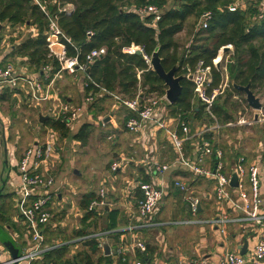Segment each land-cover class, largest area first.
I'll use <instances>...</instances> for the list:
<instances>
[{
  "label": "trees",
  "instance_id": "trees-1",
  "mask_svg": "<svg viewBox=\"0 0 264 264\" xmlns=\"http://www.w3.org/2000/svg\"><path fill=\"white\" fill-rule=\"evenodd\" d=\"M171 1H173L172 6L169 5ZM39 2L40 4L35 0H0L1 25H8L12 28L24 26L35 30L34 35L31 34L20 43H14L7 58L21 59L29 70L39 75L48 65L52 68L51 78L61 69L59 61L51 56L48 43L51 19H55L65 36L71 40V44L63 40L68 58L78 57L79 62L83 63L92 51L107 49L106 55L90 66V73H86V77L109 92L129 99L136 98L141 89L145 94L157 93L159 96L166 94L167 88L164 82L144 59V55L152 57L158 50L164 68L169 71L173 67H178L180 75L184 76L183 94L176 104L168 106L169 117L184 121L189 127L193 122L208 123L207 127L215 123L206 113L205 106L196 101L195 85L186 78L187 71L188 69L195 70L198 63L204 61L205 66L212 68L214 79L212 87L218 88L223 79L213 61L222 48L232 46L234 49L227 64L230 96L242 94L234 85L251 84L253 91L258 87L264 88V0H245L242 8L235 12L229 10L235 0H39ZM67 5L73 7L71 13L63 12ZM149 5L156 6L162 11L161 19L156 23L153 22L154 16L142 17L137 13L138 9ZM42 8H45V11ZM206 12H211L213 15L208 28L200 25V20ZM190 19L196 20L193 28L196 30L197 25L198 30L193 36L192 45L181 53L175 38L186 29V24ZM88 32L93 33L91 38H88ZM2 40L3 38L0 37V43ZM132 47H140L143 54L126 53V50ZM220 60L221 57L218 61ZM12 96L13 93L5 92L0 97V103L10 101ZM107 98L108 96L101 98L93 106L98 109L97 114L103 111L100 107ZM219 99L215 103L214 113L219 125L220 122L224 124V126L220 125L224 129L225 125L231 122L232 116L226 105L228 101L225 105H221L218 102ZM133 115L135 114L127 111L124 118L125 126ZM42 126L59 131L62 137L72 136L63 124L52 118ZM178 129L181 133V127ZM215 132L206 133L204 138L213 144L215 150L223 151L217 142ZM195 133V129L191 131V134ZM91 134L92 125L86 124L73 135V139L87 143ZM188 143V146L194 145L196 140L193 139ZM235 147L237 149H233L234 153L223 151L226 161L227 159L233 160L234 154L238 157L246 156L245 153H240L238 146ZM194 153L195 147L193 146L191 157ZM214 164V161L208 163L210 167H214ZM192 176L194 177L193 174ZM194 180L199 182L205 179L194 177ZM209 182L215 185L214 180ZM194 184L192 182L189 185L193 187ZM208 193L210 192L203 193L201 199L205 200L204 195ZM95 198L94 193L83 196L80 201L81 209L87 211ZM1 212L0 231L10 237L4 225L9 219L5 217L3 208ZM117 214L118 212L115 211L109 216L113 219ZM96 216V213H85L83 223ZM14 227L15 225L11 223L7 225V228L14 229ZM115 228V224L110 226L112 230ZM83 231L82 228L79 234H84ZM14 244L22 255V248L15 241ZM68 248L69 246H60L46 252L42 260H36L31 264H93L92 255L97 252L98 244L95 241L92 242L91 253L82 251L71 260L66 259ZM147 258L146 255L140 256L142 261H148Z\"/></svg>",
  "mask_w": 264,
  "mask_h": 264
},
{
  "label": "built area",
  "instance_id": "built-area-1",
  "mask_svg": "<svg viewBox=\"0 0 264 264\" xmlns=\"http://www.w3.org/2000/svg\"><path fill=\"white\" fill-rule=\"evenodd\" d=\"M40 4L39 0H35ZM245 0H235L230 5L229 10L232 12L242 8ZM45 11V8H42ZM73 7L68 5L63 12L71 13ZM142 17L154 16L153 22L156 23L161 19V10L156 6H145L137 10ZM213 15L206 12L201 20L200 25L208 28L209 22ZM88 38L93 36L88 32ZM63 40L71 44V40L65 36L59 28L55 19H51L49 30V50L51 56L57 59L61 69L56 75L67 73L73 76L77 73L86 75L90 66L97 60L101 59L107 53L106 48L92 51L86 56L85 62L80 63L77 58H68ZM140 47H132L126 50V53L134 54ZM143 54V50H142ZM151 58L144 55V59L151 67ZM214 62H218L214 60ZM213 62V63H214ZM216 63H214V66ZM51 66L43 68L41 75L35 77H24L17 73L14 65L7 60L6 55L0 51V86L11 89L12 92L26 97L27 100L35 103L36 106L44 105L48 102L54 103L56 121L63 124L67 129L72 130L82 117L92 110L93 106L104 96H108L116 101L119 107L135 114L130 117L126 123V129L132 134H142L148 130H156L165 133L176 151L177 158L173 164L174 168L180 166L189 171L195 178H204L214 180L215 186L213 192L204 195L205 200L212 201L215 206V214L211 219L204 221L209 226H215L214 230L221 238H228L230 228L239 227L243 230L251 231L254 234L252 238L255 246L251 257L240 254V247L244 243L240 242L238 252L228 251L219 259L216 264H264V187L261 175V165L259 161L251 162L246 156H236L234 154L233 165L225 160V154L221 149L215 150L213 144L205 140L204 135L209 132L218 131L222 127L214 113L216 101L221 97L226 88H229V76L227 68L221 71L222 84L218 88H213L212 68L205 66L204 61H200L195 70L188 69L186 78L194 85V94L197 101L205 106L208 116L214 121L211 127H204L200 132L191 134L190 128L184 121H178L169 117L170 103L164 96H155V94H145L140 90L134 99L109 92L101 85L92 81L89 77L85 83L87 89L85 104L79 107L65 101H61L58 95L53 94L52 87L47 81L50 78ZM45 78L43 80L42 78ZM225 81V82H224ZM224 83V84H223ZM90 88V90H88ZM262 103V102H261ZM264 106L260 113L263 112ZM90 116V115H89ZM176 122V128L173 123ZM248 124L242 120L238 125ZM181 127V133L179 132ZM225 127H233V124H226ZM155 136V134H154ZM154 137V141H156ZM196 140L195 153L193 157L185 151V144L188 141ZM55 149L50 140L42 143L32 144L24 153L22 159L17 164L18 183L13 182L16 194V207L26 227L28 235L31 236V250L28 254L22 255V261H28L30 264L48 250L44 247V237L42 231L54 220V205L59 197L56 189V178L53 172L58 163ZM214 161V167L208 165ZM125 162L126 167L130 163L127 159L120 162H114L110 166V171L117 174ZM251 162V163H250ZM147 176L150 180L147 182H138L137 190L140 191V199L137 202V219L138 222L131 230L152 229L157 227L153 222V217L165 199L166 189L155 182L158 176L168 173L173 166L162 164L153 159L144 162ZM237 175L238 185L232 186L233 175ZM136 184V183H135ZM175 188L182 192L189 204L190 213L193 217L199 214L201 198L195 195L188 182L184 180L175 181ZM107 207L106 190L102 189L94 200L90 203L88 213H100ZM113 231H105L94 235H88L81 238L80 241H95L98 248L104 249V239L112 234ZM116 249L115 255L125 260L128 256V247L123 244ZM129 248L141 253L147 252L144 243L136 241ZM1 255V251H0ZM6 264V263H0ZM7 264H13L9 262ZM53 264V263H48ZM133 264H150L142 260H135ZM191 264H215L206 258L193 260Z\"/></svg>",
  "mask_w": 264,
  "mask_h": 264
},
{
  "label": "crops",
  "instance_id": "crops-1",
  "mask_svg": "<svg viewBox=\"0 0 264 264\" xmlns=\"http://www.w3.org/2000/svg\"><path fill=\"white\" fill-rule=\"evenodd\" d=\"M175 39L177 42V36ZM7 56L8 55H6V57ZM16 60L21 63L20 72L24 74L26 73L30 74L31 72H33L23 64V61L21 59L14 58L15 62ZM84 76L86 79L85 80L86 83L87 77L86 75ZM55 78L56 76H54L53 78H51L50 76L49 80L47 81V83H50V86L52 87L53 90L55 89ZM42 79L45 80L44 77ZM5 92L7 94L13 93L11 100L19 96L23 97V95L20 94L16 95V93L12 92L11 89L7 87L0 86V97L3 96ZM85 92H86V87L81 91L80 94L82 95L81 105L85 104L84 101L86 97ZM67 101L71 104H74V102H72L73 101L72 99H69ZM106 102H110L111 104L109 107L110 114L108 115L101 114L100 116L98 115L97 117H95V114L91 112L92 115L89 116L87 114L84 117H82L80 121L77 123V125L74 127V129L72 130L68 129L70 133L74 135L82 128L83 125L86 124L92 125V131H93V124H95L98 128L99 127L105 128L104 130H109L111 128L110 131H112V133L114 134L115 133L117 134L120 130V127L118 123L116 124V118L118 115L123 114V119L122 121L120 120L119 123L121 122V125L125 127L124 118L127 115V110L122 107H119L116 101L110 97L106 99ZM103 104H101V106H103ZM44 105H46V108H48V110L46 111L45 115L42 113L40 115L47 116L46 114H48L49 119L52 118L53 120L56 121L54 111L52 112V110L55 109L52 103L51 105L49 103H46ZM44 105H40L39 107L38 106L37 107L42 108ZM109 117L110 120H106ZM200 124H201L200 127L195 129V132H200L201 129L203 130L204 127L208 126V123H203V124L200 123ZM42 125L43 124H41V126ZM173 125L176 126V122L173 123ZM43 127L48 132V134L46 132L47 136L45 135V138L42 141H35L33 144H36L38 142L42 143L44 141L50 140V135H49L50 132L57 133L59 139L68 138V137H62L59 131L52 129L51 127H47V126H43ZM189 128L191 129V127ZM191 131L193 130L191 129ZM127 133L130 135L132 134L128 131ZM152 134L154 135V133H152L151 130H148L145 133L138 135L134 134L137 136L136 140L134 141L135 142L134 145L139 144V147L142 148L146 153L139 160H135V161L133 159L128 160L130 163L128 164L125 175H123L119 171L116 174L117 177H115L114 174H112V172L110 171V166H109L108 171L103 173V178H101L100 180L99 190L94 191L89 189L84 193L83 196L94 193L95 196L98 197L102 189L106 190L107 207L103 211H100V213H97V216L95 218L89 219L87 222L83 223V218L85 216V213H87V211H83L80 207V201L82 200L83 198L82 197L79 201L77 216H75L76 225L70 227L69 224L66 223V218H65L68 216L67 215L68 209L67 211H65L66 209L60 210V207L61 208L63 207L61 204H59V201H63L64 199L62 197V194L59 193V197L55 201V205L53 208L54 220L50 225L45 227L42 231V235L44 237V247L48 249L46 252L52 251L60 246H69L66 259L71 260L72 258H75L77 254H79L82 251L90 252L91 243L94 241L92 240L80 241L81 238H84L88 235L103 233L105 231H113L110 236L104 239V243H106V245H108L109 247L110 255L107 256L105 254L104 249L101 250L97 248L98 249L97 252L92 255L93 264H133L135 260H140V256L143 255H146V257H148L147 258L148 261L146 262H149L150 264H191L193 260L199 258H206L210 262L216 264L218 263L219 259H221L224 256L226 252L228 251L238 252V247L240 245V242L245 244V241L248 242L247 251L245 255H248L251 247L250 243L255 242L252 239L254 237V234L251 231L243 230L239 227L238 228L231 227L230 228L231 232L229 234V237L227 238L228 241H223L222 238L218 236L217 233L214 230H212L208 224L204 222L207 221L208 219H211L214 215V213H211V208L213 207V205L215 207V204L212 201L202 200L199 214L196 216L197 218L199 215L207 214L208 215L207 219L206 218L199 220L192 219L195 217H193L192 214L190 213L189 204L185 199L186 196L175 188L174 186L175 181L184 180L189 184L194 182L195 184L193 187H191V189H193V191L197 193L196 196L198 195L199 198H201L203 193L207 191L213 192L215 185L214 183L209 182L210 180H206V179L199 182L197 180H194L192 174L180 166H176L174 168L173 164L176 161L177 154L171 142L169 141L167 135L162 132L158 133L157 135L155 133L156 141H154V137H152L153 136ZM134 135L132 134V136ZM161 137L164 138L163 140L166 143L165 142L162 143ZM188 142L185 144L186 153H188V155L191 156L192 155L191 153H193V146L195 147V144L188 146L189 144ZM74 143L75 145L88 144V143H81L78 140H74ZM191 146H192V151H191ZM262 148H263V144H260L259 152L263 150ZM222 149L225 153H234L233 149H236V147L235 146L233 147L230 142H227L226 146L222 147ZM58 150L61 151L62 148L58 147ZM238 150L240 151V153H244L242 150V145H240L239 143H238ZM254 153H258V150L256 152L254 151ZM5 155L6 152L4 153V156ZM12 157H13L12 162H10L11 161L10 156L8 158L9 160L8 169L11 170V177H10L11 181L8 182V184H6L4 190L2 191L1 196L3 197L0 198V202L2 203L0 207V214H2L1 208H3L5 217L9 219V221L4 225H6V229L10 237L13 239V241H15L17 245H19L22 248V255H26L31 250L32 238L30 235H28L26 227L16 207V194H15V187L13 186V182L17 181L18 183V170L16 173L13 171V168L17 167L18 162L15 159L14 151L12 152ZM86 157L88 158H85V160L91 162V159H89L91 157L90 156H86ZM122 158L126 159L125 156H123ZM150 159H153L154 161H157L162 164H168L170 166H173L168 173H166L163 176H158L155 180V182H157L160 186L163 185V187L166 189L165 192L166 196L163 201V204L160 206L159 210L156 211L153 217V222L157 224V227H154L152 229H140V230L132 231L131 228L134 225H136L138 222L137 202L141 196L140 195L141 193L139 190L136 189L137 188L136 186L138 182L141 181L146 182V180L151 179V178L149 179L147 176V171L144 163L146 161H149ZM69 161L71 162V164H75L74 163L75 159L70 157ZM255 161H260L261 172H262L263 166H262L261 157L258 156L257 159H255ZM4 162L5 159L0 161V173L3 172L4 170ZM227 162L229 163L230 167L231 165H233V160L227 159ZM134 166L137 167L135 168V170L139 169V172L137 173L136 171H134L132 176H128L127 173L128 172L130 173V171L128 170ZM55 168L56 166L54 167V169ZM73 170L74 173L80 174L78 169L74 168ZM85 174H88L90 178H93L95 173L93 171L92 166H90V169L86 170ZM123 177L125 178L122 179ZM127 180L128 181L131 180L136 184L131 186H127L126 184L125 186V182ZM262 181L264 187L263 174H262ZM64 184L65 186L69 187V184H67L66 181H64ZM2 187L3 185L1 186L0 190L2 189ZM73 191L74 190H72L71 192ZM56 207H58L57 211L55 210ZM10 210H12V213H10ZM115 211H117L118 214L116 217H113L112 219V217H110L109 214ZM63 212L66 213L63 214ZM59 214L64 215L60 217L61 221H58L57 218ZM10 223L15 225L14 229L7 228V225ZM112 224H115L116 227L113 230L110 229V226ZM82 228L84 229L83 231L84 234H79ZM68 230L72 231V235H73L72 237H70L65 233V231L67 232ZM211 236L216 238L214 242L211 241ZM58 239L60 241H58ZM122 241L124 242L123 244L128 247V256L126 257L125 260L120 259L115 255L116 249L120 246V243ZM136 241H140L146 245L147 247L146 253H141L140 251L137 250L134 251L133 249L129 248ZM255 244L256 243H254V246ZM43 255L42 257H40L39 260L43 259ZM3 260H5L3 263L6 264L11 262L12 261L11 254L9 252H4ZM19 264H30V263L28 261H22Z\"/></svg>",
  "mask_w": 264,
  "mask_h": 264
},
{
  "label": "rangeland",
  "instance_id": "rangeland-1",
  "mask_svg": "<svg viewBox=\"0 0 264 264\" xmlns=\"http://www.w3.org/2000/svg\"><path fill=\"white\" fill-rule=\"evenodd\" d=\"M169 5L172 6L173 1H171ZM195 24L196 20L190 19L189 22H187L186 24V29L177 35L179 52L183 53L192 45L193 36L197 33L198 30L197 25L195 28L196 30H194L193 25ZM0 32H2L0 37L3 38V43H1L0 45V51L3 55H9L11 53L12 46L14 43H20L23 39L30 37L31 34H35V30L32 31V29H28L24 26H17L15 28H12L8 25H2ZM229 47L231 48L227 50V52H223L224 48H222L217 58L215 59L216 61H218V58L221 57L219 68H217V62L213 61L214 63H216V68L220 71H224V69L227 68V64L229 63V60L231 59L234 53L233 47ZM7 60L14 65L16 71H18V74L24 77L28 76L36 78L38 76V73L34 72H31L30 74L26 73L29 75L20 72V62H18L17 60L15 62L13 58H7ZM178 72V75H180V71ZM84 75L83 73H77L73 76H70L67 73L55 75V89L53 90L51 88L53 94L58 95L61 101L68 102L67 100L72 99V102H74V106H81L82 95L80 94L81 91L85 89L86 80ZM228 86L230 88V83L228 84ZM229 88H226L225 93L220 97L218 102L221 105H225L226 101H228L226 105L229 108V113L232 116V119L231 122L227 124L232 123L233 127H230L229 129L228 127H224V129L222 128L221 130L216 131L215 135L217 142L220 144L221 147L226 146L227 142H230L232 146H238L239 143L240 145H242L243 152L246 153L248 159L251 162L255 161V159L260 156L262 159L263 166L261 175L263 174L264 176V108L262 113H260V111H254L251 107H249L244 92H242L241 95L232 94V96H230L228 91L230 90ZM254 93L261 100L262 105L264 106V88L258 87L256 90H254ZM154 94L155 96L159 97L157 93ZM48 103L51 105L52 102ZM53 104L54 103H52V105ZM110 105V102H105L103 106L100 107L103 109V111H100L97 114L98 109H95L94 107L91 111L88 110V115H92L91 112L95 114V117L96 115L100 116L101 114L108 115L110 114ZM47 110L48 108H46V105H44L42 108H38L35 103L31 102L30 100H27L26 97L22 96L13 98V100H10L8 102L0 103V161L5 159L4 153L7 150L8 155L10 156V162L13 161L12 152L14 151L15 159L19 163L24 153L31 144H33L35 141H42L45 138L47 130H45V128L41 126L39 122V116L41 113L45 115ZM46 115L48 116V114ZM256 117H258V120H256ZM122 119L123 114L118 115L116 118V124L118 123L120 127V130L117 134L112 133V131H110L111 128L109 130H104L105 128H98L95 124H93V131L91 134V138L87 142V145H75L73 135L71 137H68L67 139H59L57 133L50 132L49 134L50 144L55 149L61 147L64 151L63 152L61 150L55 152V154L57 155L56 158L58 160L56 168L54 169L57 185L55 191L62 194L64 200L59 201V204H61L63 207H60V210L66 209L65 211H67L68 209V216L65 218L66 223L69 224L70 227L76 225L75 216H77V209L80 199L83 197L84 193L89 189L94 191L99 190L100 180L101 178H103V173L108 171L109 166H111L114 162H120L123 159V156H125L127 160L133 159L135 161L142 158L146 153L142 148L139 147V144L134 145V141L136 140L137 136L134 134V136H132V134L130 135L127 133L125 127L121 125V122L119 123V121H122ZM242 120L246 121V123L248 124L238 125V123ZM220 123L222 124V122ZM200 125V123L194 122L191 124L190 127L192 130H194L199 128ZM221 126H224V124H222ZM173 128H176V126H174ZM152 133H156L157 135L160 132L154 129L152 130ZM152 137L155 136L153 135ZM161 139L162 143H164V138L161 137ZM260 144H263V150L261 149V152H259ZM257 150L258 153H254V151L256 152ZM86 156L91 157L89 158L91 159V162L85 160V158H88ZM70 157L75 159V164H71V162L69 161ZM90 166H92L93 171L95 173L93 178H90L88 174H85L86 170L90 169ZM74 168L78 169L80 174L74 173ZM135 168L137 167L134 166L130 168L128 170L130 171V173L128 172L127 175L132 176L134 171L138 173L139 169L135 170ZM126 171L127 167L125 162H123L120 172L125 175ZM112 174L117 177L115 173ZM1 175L2 172L0 173V188L2 186ZM7 176L8 184V182L11 181V170L9 169H6V172L3 175V179H7ZM124 178L125 177H123L122 179ZM64 181L69 184V187L65 186ZM126 184L127 186H131L135 183L131 180H127L125 182V186ZM72 190L74 191L71 192ZM67 203L70 204L68 205ZM1 205L2 203L0 202V207ZM212 208L211 213L215 214L214 209H216V206L214 207L213 205ZM55 210L57 211L58 207H56ZM10 213H12V210H10ZM64 213L66 212H63V214ZM62 216L64 215H58V221H61L60 217ZM205 218H208L207 214L199 215L197 218L195 217L192 219L199 220ZM210 227L212 230L216 229L215 226ZM68 231L70 232L71 230ZM68 231H65V233L72 237V231L70 233ZM215 240L216 238L211 236V241L214 242ZM222 240L228 241L227 238H222ZM58 241L60 240L58 239ZM254 243L255 242L250 243L251 247L247 255L248 257H251L254 248ZM0 251V263H3L5 261L3 260L4 252L9 251L5 249V247L1 243Z\"/></svg>",
  "mask_w": 264,
  "mask_h": 264
},
{
  "label": "water",
  "instance_id": "water-1",
  "mask_svg": "<svg viewBox=\"0 0 264 264\" xmlns=\"http://www.w3.org/2000/svg\"><path fill=\"white\" fill-rule=\"evenodd\" d=\"M0 30H1V24H0ZM231 47L227 46L224 47L223 52H227ZM135 54L137 55H142V50L138 49ZM151 67L152 70L157 74V76L164 82L167 90H166V98L168 102L173 105L176 104L182 94H183V87H182V81L184 79L183 75H178V67H173L169 71H167L163 64H162V59L160 58L159 51L157 50L154 52L151 58ZM220 67V62L217 63V68ZM88 74L90 73V69L87 72ZM235 88L241 92H244L246 95V101L254 111H261L262 109V103L261 100L255 95L254 91L251 88V84L247 86H238L234 85ZM49 120V116H39V122L40 124H45L46 121ZM106 120H110V117L107 118ZM256 120H258V117H256ZM9 167V160H8V152L6 150V155H5V162H4V170L1 175V180H2V189L0 190V196L2 194V191L4 190V187L7 184L8 176L7 179H3V175L6 172V169ZM13 171L17 173V167L13 168ZM238 181H237V175H233V181H232V186L237 187ZM0 241L2 245L9 251V253L12 256V262L13 264H19L22 259V255L20 253V250L15 246L14 241L8 236L5 235L2 231H0ZM104 246V251L107 256L110 255V250L108 245L106 243L103 244ZM247 246L248 242L245 241V244L243 247H240L241 249V255H245L247 251Z\"/></svg>",
  "mask_w": 264,
  "mask_h": 264
}]
</instances>
